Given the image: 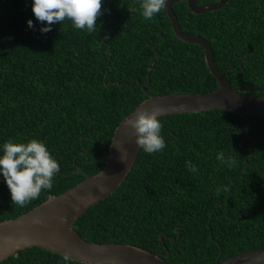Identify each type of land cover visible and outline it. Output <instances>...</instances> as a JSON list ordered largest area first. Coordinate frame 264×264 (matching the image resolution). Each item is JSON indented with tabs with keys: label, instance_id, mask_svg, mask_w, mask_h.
Instances as JSON below:
<instances>
[{
	"label": "trees",
	"instance_id": "trees-1",
	"mask_svg": "<svg viewBox=\"0 0 264 264\" xmlns=\"http://www.w3.org/2000/svg\"><path fill=\"white\" fill-rule=\"evenodd\" d=\"M173 8L185 33L207 40L233 87L264 89V0H229L203 14L192 13L185 1ZM101 13L92 34L68 20L41 33L31 0H0V143L35 136L60 164L52 189L24 206L11 202L0 180V222L103 170L115 130L148 98L143 85L156 95L218 89L204 49L174 34L164 7L148 21L138 0H102ZM159 118L165 149L141 151L125 181L87 209L75 230L89 242L169 252L170 264H217L264 249V116L248 117L249 133L247 117L224 109ZM217 152L234 158L233 166L217 161ZM224 185L229 191L218 194ZM1 264L64 261L32 247Z\"/></svg>",
	"mask_w": 264,
	"mask_h": 264
},
{
	"label": "water",
	"instance_id": "water-1",
	"mask_svg": "<svg viewBox=\"0 0 264 264\" xmlns=\"http://www.w3.org/2000/svg\"><path fill=\"white\" fill-rule=\"evenodd\" d=\"M184 1L192 13L203 14L222 9L229 0H218L202 6L198 5L197 0H165L164 5L174 34L181 41L197 44L204 49L207 67L217 80L218 89L211 93L156 95L143 85L148 98L135 110H139V107L150 111L159 108L162 110L160 117L217 109L236 112L247 118L264 116V97L253 94L264 93V89L233 87L217 68L214 52L207 40L182 30L173 5ZM153 70L154 65L149 71V79ZM127 117L115 130L103 170L88 175L84 181L60 195L50 196L16 219L0 222V264L19 251L32 247H41L61 256L69 253L71 260L80 264H170L164 259L169 252L160 254L130 244L89 242L74 228L87 209L109 197L125 181L142 151L135 144L134 130L124 124ZM248 120L249 133L252 121L250 118ZM120 149L127 151L126 163L119 159ZM97 185L103 186L104 190L100 191ZM217 264H264V249L245 252Z\"/></svg>",
	"mask_w": 264,
	"mask_h": 264
},
{
	"label": "clouds",
	"instance_id": "clouds-1",
	"mask_svg": "<svg viewBox=\"0 0 264 264\" xmlns=\"http://www.w3.org/2000/svg\"><path fill=\"white\" fill-rule=\"evenodd\" d=\"M101 4L102 0H31V10L36 21L42 24L39 28L41 33L51 31L55 23L68 20L72 28L92 34L98 28L97 17L102 15ZM138 4L140 16L151 21L164 7L165 0H138ZM26 23L35 30L32 19H28ZM138 109L124 121V124L134 130L135 144L147 154L162 152L166 147V139L161 134L163 124L159 118L162 110ZM118 151L119 159L126 163L127 151ZM216 159L229 168L235 163L234 158L225 157L223 152H217ZM185 165L193 173L198 170L189 160L185 161ZM58 173L60 164L44 140L35 136L23 140L8 137L0 143V180L6 184L13 204L24 206L38 198L42 190H51L53 178ZM97 187L100 191L104 190L103 186ZM222 191L228 192L229 187L224 185L216 188L218 194ZM63 261L64 264H71L69 253L64 254Z\"/></svg>",
	"mask_w": 264,
	"mask_h": 264
},
{
	"label": "flooded vegetation",
	"instance_id": "flooded-vegetation-1",
	"mask_svg": "<svg viewBox=\"0 0 264 264\" xmlns=\"http://www.w3.org/2000/svg\"><path fill=\"white\" fill-rule=\"evenodd\" d=\"M218 0H215V1H212V3H215V2H217Z\"/></svg>",
	"mask_w": 264,
	"mask_h": 264
}]
</instances>
